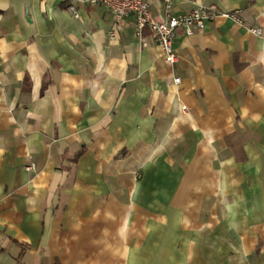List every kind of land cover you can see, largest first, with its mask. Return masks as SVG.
<instances>
[{
	"label": "crops",
	"instance_id": "1",
	"mask_svg": "<svg viewBox=\"0 0 264 264\" xmlns=\"http://www.w3.org/2000/svg\"><path fill=\"white\" fill-rule=\"evenodd\" d=\"M198 5L242 24L168 64L133 16L0 0V264H264V0Z\"/></svg>",
	"mask_w": 264,
	"mask_h": 264
},
{
	"label": "built area",
	"instance_id": "2",
	"mask_svg": "<svg viewBox=\"0 0 264 264\" xmlns=\"http://www.w3.org/2000/svg\"><path fill=\"white\" fill-rule=\"evenodd\" d=\"M163 7V18L157 19L150 11V0H69L68 8L75 17L78 16L75 4L104 6L113 17V26L109 36L114 37L115 31L123 27L126 18L134 17V34L142 46H147V37L151 38L161 49L163 59L168 64H174L178 56L173 48V42L178 30L185 35H192L204 29L206 22L216 17L230 18L234 22L242 24L241 19L234 12H224L213 6L198 5L191 9L175 13V5L192 0H156ZM148 32L145 34V32ZM248 31L260 35L259 27H248ZM179 79H175L178 82ZM27 165L26 169H32Z\"/></svg>",
	"mask_w": 264,
	"mask_h": 264
}]
</instances>
